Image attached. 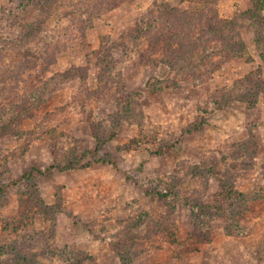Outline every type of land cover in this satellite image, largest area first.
<instances>
[{
    "label": "rangeland",
    "instance_id": "1",
    "mask_svg": "<svg viewBox=\"0 0 264 264\" xmlns=\"http://www.w3.org/2000/svg\"><path fill=\"white\" fill-rule=\"evenodd\" d=\"M67 1L21 46L45 10L0 0V264H264V94L214 103L250 72L264 78L257 28L240 29L247 56L204 62L207 44L147 36L164 8L204 4L124 0L84 39ZM254 6L216 8L233 19ZM137 27L148 33L131 40ZM106 47L113 83L101 89L94 52Z\"/></svg>",
    "mask_w": 264,
    "mask_h": 264
},
{
    "label": "trees",
    "instance_id": "2",
    "mask_svg": "<svg viewBox=\"0 0 264 264\" xmlns=\"http://www.w3.org/2000/svg\"><path fill=\"white\" fill-rule=\"evenodd\" d=\"M124 0H69L67 1V16L70 17L68 29L70 31L80 32V37L85 39L84 30L90 25H94L95 19H100L107 11L114 9L118 2ZM194 4H204L202 8L194 10H183L178 7H172L169 10L163 9L160 12V16H156L155 20L157 24H160L159 31L156 33H150L147 35L151 38L153 44L156 47L160 45L159 37L157 34H166L165 48H173V43H181L183 50L185 48L192 49V51L199 50L201 45L207 44V50L201 55L204 62L211 61L213 54L224 53L225 56L245 57L247 56V48L240 33V29L245 21H250L254 24L256 29V41L264 47V0H253L255 6L253 9L247 10L233 19H225L219 16L217 11L218 0H191ZM14 2V0H13ZM20 6L28 7L33 3H38L41 6L43 18L38 21L44 22L40 28L36 27L35 30H29L25 26L20 34V39H16L15 44L25 45L30 40L31 36L42 32L45 29V20L48 17V7L58 4V6H65V0H44L46 3H42L41 0H28L27 3L23 0H18ZM26 4V5H25ZM166 18V19H165ZM78 21V22H77ZM76 23V24H75ZM38 24V23H37ZM156 26H151V28ZM148 33L142 28H135L133 31H128L129 38H139V35ZM70 35V34H67ZM171 36V39H169ZM70 37V36H69ZM212 42L214 46L211 47ZM105 45V41H104ZM206 46V47H207ZM105 47V46H104ZM205 47V46H204ZM210 50V52H207ZM97 55V64L101 66L102 71L99 73L101 89L109 87L112 82V75L110 72V59L111 53L109 48L106 47L103 54L102 52L95 51ZM260 57L264 64V50L260 53ZM251 59L250 57H247ZM182 60L178 58L173 64L177 63L176 68L184 70L186 67L181 64ZM221 94L215 97L214 103L217 105V109H221L227 106L232 100L236 98H243L249 101L250 104H257L260 94H264V78L262 77V69L258 68L247 74L244 78L238 80L235 83L234 88L220 91ZM246 144L241 143L240 148L245 150ZM244 149V150H243ZM105 161V159H102ZM40 173L41 170L37 168H31L26 171L21 180L31 181L34 179L35 173ZM157 194L161 197H167L168 191L165 189L158 190ZM19 229V228H16ZM18 233V231H16ZM29 233L25 235L29 237ZM53 236V235H52ZM123 257V264H129L130 258L128 256ZM77 261V260H76ZM81 264V263H80ZM131 264V263H130Z\"/></svg>",
    "mask_w": 264,
    "mask_h": 264
}]
</instances>
